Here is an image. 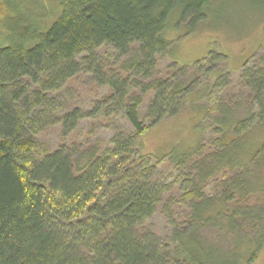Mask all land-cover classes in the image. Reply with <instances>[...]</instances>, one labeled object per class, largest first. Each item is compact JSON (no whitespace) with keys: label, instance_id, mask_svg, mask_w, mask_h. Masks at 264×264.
I'll use <instances>...</instances> for the list:
<instances>
[{"label":"trees","instance_id":"16d2710c","mask_svg":"<svg viewBox=\"0 0 264 264\" xmlns=\"http://www.w3.org/2000/svg\"><path fill=\"white\" fill-rule=\"evenodd\" d=\"M216 1L0 0V264H191L196 244H206L201 228L222 218L232 234L244 231L236 218L246 224L250 213L236 207L264 180V138L244 150L264 130V56L244 66L235 86L259 111L242 119L221 99L232 83L221 52L189 66L172 62L157 77L173 44L169 22L192 34ZM85 75L108 94L87 109L66 107L68 85ZM211 80L205 96L208 115L218 112L216 137L192 151L145 152L142 137L185 111ZM86 121L107 141L74 139ZM50 129L58 137L44 148L40 136ZM160 211L168 239L151 224Z\"/></svg>","mask_w":264,"mask_h":264},{"label":"rangeland","instance_id":"374dc122","mask_svg":"<svg viewBox=\"0 0 264 264\" xmlns=\"http://www.w3.org/2000/svg\"><path fill=\"white\" fill-rule=\"evenodd\" d=\"M207 16L199 29L189 35H186L187 25L180 24L177 29L178 23L175 25L174 21L169 22L167 34L173 44L169 54L160 59L157 77H164L172 62L177 63L178 68L189 66L210 52H221L228 57V64L221 72H227L232 81L220 94L222 101L232 107L236 106L233 116L237 119L249 116L251 110L252 113L258 114V108L250 106L252 101L248 100L251 98L249 91L241 93L235 86L241 79L244 66L247 65L248 68L260 66V58L264 56V0H218L211 9H208ZM137 47L134 45L129 58L137 53ZM105 52L106 49L103 48L98 53L104 55ZM126 60L124 57L121 58L118 65H122ZM220 74L219 72L214 74L213 80ZM212 84L211 80L199 86L190 95L185 111L163 121L145 134L142 137L144 151L154 156H168L172 152L195 150L201 143H209L214 139L216 136L213 135V120L218 116V112L208 115L207 108L210 106L211 98L208 94L205 96V90ZM108 92L107 88L94 84L90 75H85L68 85L64 105L66 107L79 105L87 109L93 100L100 99ZM215 98L216 96H212L213 100ZM144 112L142 108V115ZM57 137L58 130L50 129L40 136V144L44 148H49ZM87 137L91 138L90 141H107L109 134L101 128L94 130L93 124L86 121L74 134V139L82 140ZM263 138L264 130L251 134L247 138L249 140L247 146H244L245 152L254 150L255 146L258 149ZM163 166L166 171L169 170L166 163ZM261 185V192L256 193L248 203L238 204L236 207L243 214L250 213L242 215L244 218L248 217L246 224L242 223L240 217L236 218L245 227L244 231L239 232L234 228L232 234L227 220L222 218L213 221L217 223L216 226L210 224L206 228H201L197 236L202 237L206 244H196L198 255L191 264H264V180ZM187 209L188 207H185L184 210ZM184 210L179 211L177 208L174 211L181 215ZM231 210L229 207L226 210L213 209L206 212V216L217 214L222 217L224 213L230 214ZM151 224L163 239L171 236V229L162 211L153 218ZM218 224H226L223 227L226 230ZM253 256H256L255 260Z\"/></svg>","mask_w":264,"mask_h":264}]
</instances>
